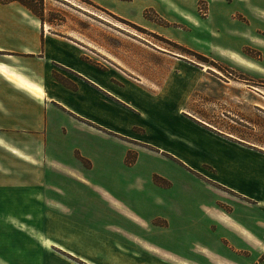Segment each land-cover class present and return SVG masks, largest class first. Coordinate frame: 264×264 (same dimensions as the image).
I'll return each instance as SVG.
<instances>
[{
  "label": "crops",
  "instance_id": "0c3cea01",
  "mask_svg": "<svg viewBox=\"0 0 264 264\" xmlns=\"http://www.w3.org/2000/svg\"><path fill=\"white\" fill-rule=\"evenodd\" d=\"M83 52L78 41L50 31L22 3L0 2V147L26 164L0 167V264H190L141 238L81 233L78 192L92 185L85 170L98 166L93 149L109 143L129 167V139L177 157L218 194L207 221L196 227L222 249L203 246L211 264H264V150L204 132L186 116L185 131L165 129L169 138L163 141L157 136L162 124L147 115L155 139L138 138L131 112L140 106L129 93L159 96H147L122 70L99 68ZM164 93L170 101V89Z\"/></svg>",
  "mask_w": 264,
  "mask_h": 264
},
{
  "label": "rangeland",
  "instance_id": "374dc122",
  "mask_svg": "<svg viewBox=\"0 0 264 264\" xmlns=\"http://www.w3.org/2000/svg\"><path fill=\"white\" fill-rule=\"evenodd\" d=\"M44 4L45 22L37 17L50 31L78 41L86 59L97 67L124 72L147 96H159L153 98L155 103L129 93V99L147 112L132 107L138 138L155 139V131L147 128L148 116L162 124L157 136L163 141L169 138L165 129L185 131L181 117L186 116L204 132L244 139L246 145L264 150V0H44ZM168 89L176 104L166 98ZM129 140L132 149L125 163L130 168L116 157L118 150L111 144L99 141L93 149L98 166L85 170L92 185H81L78 192L81 233H122L121 238L162 246L178 260L211 264L212 256L203 246L222 249L218 240L196 227L207 221V207L214 205L218 194L193 177L177 157L150 143ZM163 141L160 145L170 149ZM21 165L26 164L0 147V167ZM157 172L172 185L162 182Z\"/></svg>",
  "mask_w": 264,
  "mask_h": 264
},
{
  "label": "trees",
  "instance_id": "16d2710c",
  "mask_svg": "<svg viewBox=\"0 0 264 264\" xmlns=\"http://www.w3.org/2000/svg\"><path fill=\"white\" fill-rule=\"evenodd\" d=\"M11 1H18L22 3L24 6L28 7L36 16L40 17L42 22L44 23V0H0L2 3H8ZM239 141V140H237ZM241 142V141H239Z\"/></svg>",
  "mask_w": 264,
  "mask_h": 264
},
{
  "label": "bare ground",
  "instance_id": "6f19581e",
  "mask_svg": "<svg viewBox=\"0 0 264 264\" xmlns=\"http://www.w3.org/2000/svg\"><path fill=\"white\" fill-rule=\"evenodd\" d=\"M10 77L14 80H16L19 83L25 84L26 86H28L34 93L38 94V95H42L43 94V90L37 87H33L32 85L26 83L22 78L11 74Z\"/></svg>",
  "mask_w": 264,
  "mask_h": 264
}]
</instances>
